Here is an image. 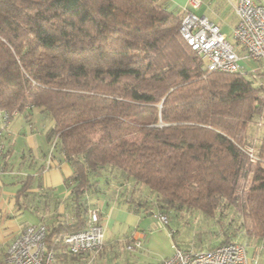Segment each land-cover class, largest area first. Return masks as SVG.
Masks as SVG:
<instances>
[{
	"label": "trees",
	"instance_id": "16d2710c",
	"mask_svg": "<svg viewBox=\"0 0 264 264\" xmlns=\"http://www.w3.org/2000/svg\"><path fill=\"white\" fill-rule=\"evenodd\" d=\"M181 18L159 0H0V110L48 114L52 153L73 170L65 198L16 177V205L46 224L57 264L88 259L63 238L83 227L91 196L122 197L126 182L154 191L160 213L239 207L244 238L264 245V132L257 145L248 132L263 124L264 73L206 69ZM132 198V211L148 208Z\"/></svg>",
	"mask_w": 264,
	"mask_h": 264
},
{
	"label": "built area",
	"instance_id": "2783aa9c",
	"mask_svg": "<svg viewBox=\"0 0 264 264\" xmlns=\"http://www.w3.org/2000/svg\"><path fill=\"white\" fill-rule=\"evenodd\" d=\"M190 3L197 9L202 0H190ZM234 10L238 19L233 28V37L238 49L226 33L208 17L188 8L182 12L180 34L201 57L204 67L210 71L244 72V59L264 63V2L238 0ZM15 114L16 111L13 112V115ZM11 115L7 110H0V158L5 152L2 135ZM52 147L53 144L51 153ZM248 150L251 160L255 161L252 148ZM158 217L163 222L168 221L166 214L159 213ZM104 234L103 217L97 209L90 208L83 227L63 238L66 250L74 254L88 255L84 262L73 264H96L94 259L103 249ZM46 239L45 223H29L9 243L4 256L5 264H57L55 250L48 245ZM141 246L142 236L133 237L126 243V249L129 251ZM159 264H256V258L249 255L244 244L230 241L209 249L177 247L172 256L163 259Z\"/></svg>",
	"mask_w": 264,
	"mask_h": 264
},
{
	"label": "rangeland",
	"instance_id": "374dc122",
	"mask_svg": "<svg viewBox=\"0 0 264 264\" xmlns=\"http://www.w3.org/2000/svg\"><path fill=\"white\" fill-rule=\"evenodd\" d=\"M259 1L263 2L264 0ZM201 12L206 14L210 20L215 21L226 33L228 39L232 41L236 49H238V45L233 37V25L236 17L231 12L219 14L221 12L214 10V6L209 3H205L202 6ZM242 66L243 71L250 76L264 73V63L244 59L242 60ZM30 113L20 112L14 115L7 125L6 131L11 128L16 133L21 131L31 135V129L37 133L43 132L45 134L51 128L53 121L48 114L40 111L38 108H33L30 110ZM261 123L263 124L259 125L257 122H251L248 126L249 134L253 137H258L256 139L252 138L255 139L254 143L256 145L259 143L260 137L264 132V115ZM33 151L34 155L40 152L38 146ZM2 158H4V155ZM108 177L114 188L117 184V179L110 175ZM248 182L250 183V179ZM136 183L142 190H133L132 188L135 184L133 182L127 184L126 182L121 196L124 198L133 197L132 199L134 200H137V198L148 200V208H145L143 205H137L136 201L131 202L134 207L141 209L142 223L140 226L145 232V238L142 239V246L136 250L129 251L126 249V242L120 236L116 238L110 230H107L106 239H108V246L105 252L107 260L104 264H159L163 259L172 256L177 247L182 249H209L219 243L226 235L235 236V240L241 241L247 247L245 243L246 239L243 235L245 226L242 224L243 216L239 207H225L221 214H216L213 217L193 210H183L178 213L174 211L168 213L161 212L168 217V221L163 222L158 217L160 212L156 204V193L151 191L146 185L140 182ZM247 191V188L243 190V196L246 195ZM15 219L19 223L24 221L36 223L34 217L30 214L26 216L22 215ZM11 235L12 233L7 232V234H3V238L0 237V247L2 249L4 248L3 252L5 253L11 242ZM115 238L119 239V241H115ZM260 244L261 242H258V245ZM262 261L259 264H263L264 261Z\"/></svg>",
	"mask_w": 264,
	"mask_h": 264
},
{
	"label": "crops",
	"instance_id": "0c3cea01",
	"mask_svg": "<svg viewBox=\"0 0 264 264\" xmlns=\"http://www.w3.org/2000/svg\"><path fill=\"white\" fill-rule=\"evenodd\" d=\"M159 2L165 8L177 14H182L183 10L188 8L206 17L207 15L201 12V8L205 3H209L214 6V10L221 12L219 14L231 12L236 17L233 28L238 19L234 10V6L238 0H202L201 6L197 9H194L190 0H159ZM213 22L216 23L215 21ZM222 32L224 31L222 30ZM22 112L31 114L28 110ZM31 132V135L21 131L16 133L10 128L4 132L3 136L5 150H7V152L4 158L0 159V169L2 168L0 174V237L3 238V234L5 235L7 232L12 233L11 241L24 226L31 223L28 221L19 223L17 219H15L22 215H28L26 211L18 209L16 205L15 194L21 185L19 181L16 182V177L20 176V178H22L27 175L32 176V190L49 189L52 190L51 193L53 196L65 198L69 193L65 185V180L73 173L71 166L62 153L59 151H55L54 154L50 152L51 144L47 138L48 131L43 134V132L37 133L31 129ZM37 146L40 152L34 155L33 150L35 147L37 148ZM40 172L41 174L38 175ZM40 176L43 186L38 189L37 184ZM109 191H111V188H109ZM117 195L118 194L111 195V197L94 195L89 199L91 209H97L102 215L105 229L104 246L102 251L98 253L94 259L96 264H104L107 260L105 253L106 247L108 246V239H106L107 230H110L116 238L120 236L126 243L130 242L132 238L136 236H142V239L145 238L144 229L140 226L142 223L141 214L132 211L129 207V202L124 200V197H119ZM40 206H43V204ZM57 207L59 212L65 213L63 205ZM34 220L35 222L37 221L36 216ZM116 238L115 241H119V239ZM245 243L247 244L246 248L249 255L256 258V264H259L261 260L264 261L263 243L258 245V242H253L252 239H246Z\"/></svg>",
	"mask_w": 264,
	"mask_h": 264
}]
</instances>
